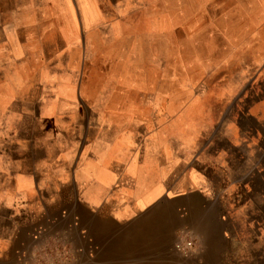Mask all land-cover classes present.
Here are the masks:
<instances>
[{
	"label": "crops",
	"instance_id": "crops-1",
	"mask_svg": "<svg viewBox=\"0 0 264 264\" xmlns=\"http://www.w3.org/2000/svg\"><path fill=\"white\" fill-rule=\"evenodd\" d=\"M253 6L0 0V264H264Z\"/></svg>",
	"mask_w": 264,
	"mask_h": 264
},
{
	"label": "rangeland",
	"instance_id": "rangeland-1",
	"mask_svg": "<svg viewBox=\"0 0 264 264\" xmlns=\"http://www.w3.org/2000/svg\"><path fill=\"white\" fill-rule=\"evenodd\" d=\"M233 1L238 3V14L259 19L262 17V7L253 6L246 9V4L254 5L264 2V0H169V13L175 18L200 19L213 18L215 14V4H229ZM224 17V16H223Z\"/></svg>",
	"mask_w": 264,
	"mask_h": 264
},
{
	"label": "built area",
	"instance_id": "built-area-1",
	"mask_svg": "<svg viewBox=\"0 0 264 264\" xmlns=\"http://www.w3.org/2000/svg\"><path fill=\"white\" fill-rule=\"evenodd\" d=\"M188 241H190V240H185L183 243L177 242V243H175V247L184 251V252H187V249L189 248Z\"/></svg>",
	"mask_w": 264,
	"mask_h": 264
},
{
	"label": "clouds",
	"instance_id": "clouds-1",
	"mask_svg": "<svg viewBox=\"0 0 264 264\" xmlns=\"http://www.w3.org/2000/svg\"><path fill=\"white\" fill-rule=\"evenodd\" d=\"M192 244H193V241L192 240H190V241H188V246L191 248L192 247ZM59 254V253H58ZM67 253H66V251L64 252V253H62L61 255H66ZM37 264H38V262H37Z\"/></svg>",
	"mask_w": 264,
	"mask_h": 264
}]
</instances>
